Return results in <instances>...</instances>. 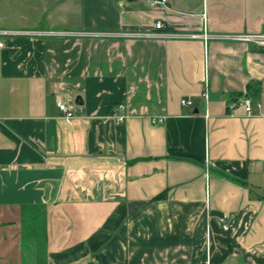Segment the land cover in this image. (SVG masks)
Wrapping results in <instances>:
<instances>
[{"label":"crops","instance_id":"1","mask_svg":"<svg viewBox=\"0 0 264 264\" xmlns=\"http://www.w3.org/2000/svg\"><path fill=\"white\" fill-rule=\"evenodd\" d=\"M0 29L71 33L0 35V264H264V49L228 36L264 0H0Z\"/></svg>","mask_w":264,"mask_h":264},{"label":"built area","instance_id":"2","mask_svg":"<svg viewBox=\"0 0 264 264\" xmlns=\"http://www.w3.org/2000/svg\"><path fill=\"white\" fill-rule=\"evenodd\" d=\"M168 0H148V2L150 3V5L152 6H159L163 3H165ZM204 15V19L206 21L207 19V14L206 12L203 13ZM155 28L156 29H163L165 28V24L162 21H157L155 24ZM18 33H24V34H46V35H68L71 33L65 32V31H25V32H18V31H8V30H3L0 29V35L1 34H7V35H14V34H18ZM125 36L128 37H153V36H157L159 35L158 33L155 32H151V31H145V32H126L123 33ZM91 35V33H90ZM92 35H111V33L108 32H93ZM169 35L175 36V37H181V38H203L205 41H208L210 38L214 37L213 35H210L206 30H204L203 32H190V31H179V32H173L170 33ZM229 37L233 38V39H237V40H241V41H246V42H250L252 44H254L255 46H257L258 48L264 49V32H251V33H240V34H232V35H228ZM5 46V42L3 40H0V48ZM205 97L208 96V91H205V93L203 94ZM252 98L251 97H247L244 99L243 103L246 106V109L248 111L251 110V106H252ZM182 104L184 106H189L193 104V101L191 99H182ZM58 106L59 109L65 114V117L69 120L74 118L75 113L73 111V109L65 102V101H59L58 102ZM128 108V104L126 103H119L116 106V109L118 111V113L116 115L113 116V119L116 122H123L125 121L129 115L127 113H125L124 111H126V109ZM165 119V117H153V121L155 122H162ZM221 222L223 223V226L228 229L229 228V223H228V217L226 215H222L220 217ZM94 264H100L98 262H95Z\"/></svg>","mask_w":264,"mask_h":264}]
</instances>
